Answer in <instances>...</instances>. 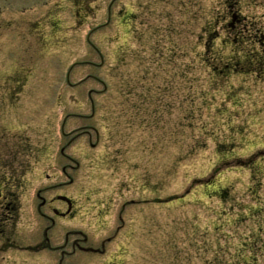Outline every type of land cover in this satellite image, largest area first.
Instances as JSON below:
<instances>
[{"label":"rangeland","instance_id":"1","mask_svg":"<svg viewBox=\"0 0 264 264\" xmlns=\"http://www.w3.org/2000/svg\"><path fill=\"white\" fill-rule=\"evenodd\" d=\"M0 9V102L21 103L3 121L32 148L0 264H264V0ZM40 187L73 216L50 249L12 248V230L38 247L52 226L35 216Z\"/></svg>","mask_w":264,"mask_h":264},{"label":"flooded vegetation","instance_id":"2","mask_svg":"<svg viewBox=\"0 0 264 264\" xmlns=\"http://www.w3.org/2000/svg\"><path fill=\"white\" fill-rule=\"evenodd\" d=\"M25 4V3H24ZM23 5V3H18V6ZM16 7V6H14ZM60 8V6H59ZM3 12L0 9V15ZM263 36L261 35V40ZM20 100L18 97H14V100L1 101L0 102V237L4 235V228L7 226H12L14 228L20 225L21 218V199L24 197L26 184L30 181L29 176L31 175V158H32V148L30 136H27V132L22 129V125H17L18 127L9 126V123L3 120L5 114L15 115V118L20 117ZM13 109L17 111L15 113L6 111ZM32 131H30L31 133ZM66 149L61 151V155L66 160H71L65 153ZM66 167H71L70 165ZM65 167V169H66ZM66 174V172L64 171ZM42 178V177H41ZM66 185V182L61 184ZM47 187H40L34 191L33 202L35 216L39 215L41 219L47 218L52 222V226L48 228L47 232H44L43 237L45 240L38 245V247H31V245H22L23 239L22 234L18 230H12L13 240L10 247L19 248L22 250H32L34 248H51L49 238L47 237L49 230H51L55 225L57 220L66 219L73 216L74 203L66 195L57 196V198H52L51 200H46L43 196L46 195ZM60 202L62 205H66L65 210L58 209L54 204ZM46 210H49L47 213ZM29 221V220H25ZM18 223V224H17ZM123 227V224L119 226V229ZM8 240V239H7ZM3 245V244H2ZM79 249L84 252H99L98 249L92 247H82L76 245ZM41 248V249H42ZM65 252H62V258L64 259ZM63 259L61 260L63 262Z\"/></svg>","mask_w":264,"mask_h":264}]
</instances>
